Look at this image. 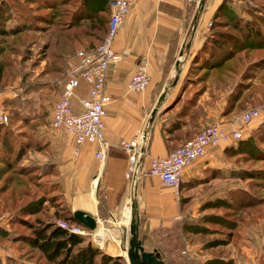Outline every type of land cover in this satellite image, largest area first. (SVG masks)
<instances>
[{"label":"crops","instance_id":"1","mask_svg":"<svg viewBox=\"0 0 264 264\" xmlns=\"http://www.w3.org/2000/svg\"><path fill=\"white\" fill-rule=\"evenodd\" d=\"M220 1L132 0L113 38V49L121 59L107 68L105 76L104 89L110 101L103 118V161L95 159L93 144H82L75 151L72 136L68 133L46 129L41 135L46 144L43 151L46 155H40L55 168L57 190L61 193L66 211L83 210L91 214L97 223L101 218L97 199L101 198L107 216L117 224L121 223L118 226L121 225L120 238L124 241L120 219L126 207L124 205L133 196L139 221L138 238L141 246L150 251L154 248L151 241L154 229L169 227L173 221L184 217L188 209H191L188 211L189 218L197 217L203 202L227 198L230 191L238 186L235 183L239 182V178L232 175L233 170L238 168L225 150L233 141L208 148L202 157L185 166L176 192L163 186L157 176L146 174L151 157L163 156L184 141H174L167 133L168 125L176 119L175 113L180 108L184 93L180 92L177 103L173 101ZM230 3L237 6L236 0H230ZM141 57L146 59L149 81L138 92H126L125 84ZM62 80L56 89L55 99ZM226 86L209 82L195 99L193 108H200L196 120L200 128L207 124H217L227 130L236 128L242 106L249 102L235 100V107L226 110V95L230 91L225 89ZM76 93L78 96L85 94L83 84ZM71 103L73 109H77V101L73 99ZM155 106L156 110L148 122ZM187 120L188 116H185L184 124L177 131L186 129ZM259 121L254 120L244 126L243 136L253 130ZM142 132L146 141L138 176L131 187L124 176L127 152L121 147V142ZM93 191L96 198L92 195ZM185 198H189V208H185ZM128 219L126 214L122 217L123 221ZM184 244L188 246L186 254L192 257V262L197 258L201 264L204 259L213 257L198 244L187 241ZM219 248L222 258L230 259L234 264H264V218L244 226L236 243L228 242ZM110 249L114 251L112 255H117L118 249L125 250V247L111 243Z\"/></svg>","mask_w":264,"mask_h":264},{"label":"rangeland","instance_id":"2","mask_svg":"<svg viewBox=\"0 0 264 264\" xmlns=\"http://www.w3.org/2000/svg\"><path fill=\"white\" fill-rule=\"evenodd\" d=\"M86 1L94 2V0H0V10H3L4 5H7L8 9L3 10V13H9L6 17L9 19L0 22V113L7 116L5 122H0V126H4L10 131L11 134H7L6 139L7 144L12 146V153L7 154L4 153L6 142L5 146L0 144L3 149V153L0 154L7 155V160L12 162L5 163L0 155V166H4L0 184H6L3 185L5 186L4 190L0 193V228L5 229L4 235L0 237V264H50L46 263L37 249L30 247L23 240L22 242L18 240L20 239L19 234L31 235V230L20 223L22 218L32 227L37 225L35 220L58 226L57 221L63 219L57 215H62L65 212L61 193L57 190L55 175L48 170L50 162L41 156L46 154L43 151L38 153L30 144L34 133L41 139L39 143H44L41 135L46 132V129H49L50 106L55 100L59 82L63 79L67 60L76 49L85 48L87 43L96 42V38L100 36L97 30L87 28L89 21L76 19L74 27L70 26L71 14L81 7L79 4L83 5ZM236 4L237 7L241 6L236 10L239 14L244 13V16L251 18L243 11V8H247L246 10L254 13V17L261 19L262 23L255 21L254 23L259 24L262 33H264V0H236ZM19 24L22 25L18 27ZM12 27L21 29L20 33L9 34L12 32L10 31ZM66 34H68L67 38H69L68 36L77 37L76 39L81 41H73L69 48L64 41ZM260 54H264V51L258 53V55ZM238 77L230 79L229 85L225 89L230 90ZM259 101H264V96ZM247 107H251V104H243L242 110ZM241 132L243 134V131ZM19 142L28 143H26L21 158L17 159L18 161H12V154L20 145ZM233 144L235 143L233 142ZM29 146L31 148H28ZM248 158L241 150L229 157L231 161L236 160V168H241L244 171L264 167V162L251 161ZM3 178H5L4 181H2ZM14 178L25 183L26 188L24 190L26 193L24 195L15 193L14 201L11 203L6 199V194L14 187ZM235 184L250 192L248 196L259 198L257 200L263 204L261 208H264V183L258 185L255 181L246 179L239 180ZM129 192L131 194V188ZM92 195L96 198L94 191ZM188 200L189 198L183 200V203L186 204L185 208H189L190 202ZM97 201H99L100 219L103 221L97 220L96 228L91 235H80L84 240L83 243L89 242L93 247L107 255L114 253L110 249L111 243L125 247L126 250L128 248L126 233H123V236L125 235L124 241L120 238L121 225L120 227L118 225L121 223L117 224L116 221L107 216V212L102 207L101 198H98ZM129 202L128 198L124 205L126 207L122 210V217L125 214L126 217L129 216ZM37 203L39 204V212L27 214L24 206L28 204L27 207H34L37 206ZM190 210H186L184 217H187V220L198 218H189ZM14 217L21 219L16 218L13 222ZM122 217L120 221L122 226L126 228L128 220L123 221ZM181 219L173 221L165 229H154L151 232L153 249L157 248L158 252H161V256L167 264H199L197 258L192 262V257L187 255L186 251L183 252L185 240L179 234ZM246 221H249V218ZM216 227L212 226V228ZM214 236L216 238L218 236L216 231H211L205 237L191 235L190 238L196 241L192 243L198 244L202 248V242L214 238ZM125 250L118 249L117 256H121L122 262L128 264L125 258ZM110 256L115 255L111 254Z\"/></svg>","mask_w":264,"mask_h":264},{"label":"trees","instance_id":"3","mask_svg":"<svg viewBox=\"0 0 264 264\" xmlns=\"http://www.w3.org/2000/svg\"><path fill=\"white\" fill-rule=\"evenodd\" d=\"M84 4H79L81 7L74 10L69 21L71 27H74L77 20L89 21L87 28L99 32L100 36L96 38V42L87 43L85 48L90 49L98 44L106 33L108 1L94 0L92 3L91 1H86ZM240 7L233 6L230 0H221L213 12L208 32L196 54L193 56L186 77L173 101L177 103L180 100V92L184 93V97L181 98L180 108L175 113L176 119L167 127L168 136L174 141L178 139L185 141L201 129L196 121L200 108H193V106L195 99L205 89L207 83L211 82L219 86L222 84L229 85L230 79H235V77L239 76L226 95L225 109L228 111L235 107V100L240 99L239 102L247 101L251 106H254L264 96V54L258 55V53L264 51V33H262L261 26L259 24L256 25L254 21L258 23L262 22L260 18L254 17L252 11L246 10L247 8H243V11L251 18L244 16V13L241 15L236 12ZM7 9L8 6L4 5L3 10ZM3 10H0V22L9 19L6 18L9 13L5 14ZM77 15L78 17H76ZM44 21L48 22L47 20ZM21 25L19 24L18 27ZM18 27H12L10 29L12 32L9 34L20 33L21 29H16ZM67 35H65L64 41L69 48L73 41H81L77 40V37L68 36L69 38H67ZM185 116H188V120L185 121L186 129L179 132L177 130L184 124ZM0 128V144L4 145L6 142L4 153L10 154L12 153V146L7 144L6 138L11 133L4 126H0ZM39 140L41 139L34 133L30 145L36 151H44L46 144L39 143ZM233 142L235 144L231 143L225 149L228 157L241 150L249 157V160L264 162V118L259 121V124L248 136H243ZM26 143L28 142L18 143L20 145L14 150L12 161H18L21 158ZM31 147L29 146L28 148ZM0 153H3L1 146ZM0 155L5 160V163H12L7 160V155ZM233 162L236 163V160ZM4 165L6 166V164ZM48 165L50 173L55 175L56 172L53 164L49 163ZM3 167L0 166V179L3 177ZM233 171L232 175L239 178V180L248 179L255 181L258 185L264 183L263 166L252 170L244 171L238 168ZM13 182L14 187L6 194V199L11 203L14 201L15 193H19V195L26 193L24 182L18 178H14ZM3 185L6 184H0V193L4 190L5 186ZM245 191L243 188L237 186L230 191L227 198L203 202L199 207L198 218L187 220V217H184L181 219L179 234L190 244L196 242L190 238L191 235L205 237L211 231H216V234H218L217 238L214 236V238H209L202 242V250L205 253L213 255V257L204 259L201 264H234L230 259L222 258L219 246L228 242L236 243L241 236L244 226L259 218H264V208H261L263 204L259 203L257 200L259 198L248 196L250 192L246 191L247 194ZM38 203L34 207H27L28 204L25 205L27 214L38 213ZM57 217L67 221L69 224H76L71 217V212L66 210L64 214L57 215ZM16 218L21 219L20 217H14L12 221L14 222ZM248 218L249 221H246ZM20 223L31 230V235L24 236L23 234H19L20 239L18 240L20 242L23 240L30 247L37 249L46 263L124 264L121 256H110L102 253L89 242L83 243L84 240L80 235L68 232L54 224L35 220L37 225L32 227L23 218L20 220ZM212 226L217 227L212 228ZM4 233L5 229L0 228V237ZM19 235L17 234V236ZM155 250L158 251L157 248ZM159 253L161 256L160 251ZM162 260L164 264H167L163 258Z\"/></svg>","mask_w":264,"mask_h":264},{"label":"built area","instance_id":"4","mask_svg":"<svg viewBox=\"0 0 264 264\" xmlns=\"http://www.w3.org/2000/svg\"><path fill=\"white\" fill-rule=\"evenodd\" d=\"M107 1L108 20L105 35L93 48H78L69 57L63 71L60 92L49 110V129L70 134L75 151L82 144H93L95 147L93 154L99 162L104 159L103 118L106 105L110 101L104 89L106 71L110 65L121 59L120 54L113 49V38L132 3V0ZM146 67V59L141 57L125 84L126 92H138L147 85L150 77ZM81 84L84 85L85 94L78 96L76 90ZM73 99L77 101V109L72 107ZM263 118L264 101H261L240 112L236 128L227 130L217 124H207L167 154L151 157L146 174L157 176L163 186L170 187L176 192L185 166L202 157L210 147L242 138L241 131L244 126ZM6 119L7 116L0 113V122H5ZM145 138V133L142 132L130 140L121 142V147L127 152L124 176L130 181L131 187L138 176ZM57 225L78 235L93 233L78 224H69L63 220H58ZM187 249L188 246L185 245L183 252Z\"/></svg>","mask_w":264,"mask_h":264},{"label":"water","instance_id":"5","mask_svg":"<svg viewBox=\"0 0 264 264\" xmlns=\"http://www.w3.org/2000/svg\"><path fill=\"white\" fill-rule=\"evenodd\" d=\"M156 110V106L153 107L150 112L148 122L151 121L152 116ZM133 195V194H132ZM130 213L127 227L122 226L123 233H126L128 248L125 250V258L128 264H164L159 252L155 249L150 251L145 250L138 238V215L136 212V205L133 200V196L129 202ZM71 217L74 222L88 230L93 231L96 228V219L89 213L83 210H74L71 213ZM125 237V235H124Z\"/></svg>","mask_w":264,"mask_h":264},{"label":"bare ground","instance_id":"6","mask_svg":"<svg viewBox=\"0 0 264 264\" xmlns=\"http://www.w3.org/2000/svg\"><path fill=\"white\" fill-rule=\"evenodd\" d=\"M94 181H95V180H94ZM94 181H93V182H94ZM93 185H94V183H93Z\"/></svg>","mask_w":264,"mask_h":264}]
</instances>
